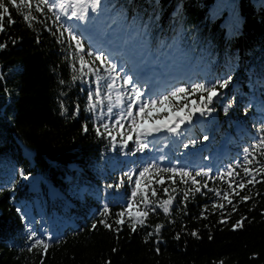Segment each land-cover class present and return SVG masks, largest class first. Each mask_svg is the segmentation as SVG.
I'll use <instances>...</instances> for the list:
<instances>
[{"label":"trees","instance_id":"trees-1","mask_svg":"<svg viewBox=\"0 0 264 264\" xmlns=\"http://www.w3.org/2000/svg\"><path fill=\"white\" fill-rule=\"evenodd\" d=\"M5 3L8 15L4 17L5 31L0 33V43L6 44L0 50V264H40L41 259L44 264H264V182L240 191L241 196L250 195L246 202L233 197L238 207L232 211L226 201L223 210L212 209L217 198L207 189H202L205 195L191 194L181 204L183 190L195 187L191 181L182 184L180 177H175L173 184L168 178L170 173H153L155 179L164 181L157 184L152 180L157 197L167 199L165 187L169 188L168 194L176 196L171 214L165 217L159 209L158 215L150 213L149 227H138L136 232L128 227L127 216L124 225L114 224L116 214L128 203L135 176L147 164H159L150 158L142 160L141 153L135 151V135L127 141V147L121 146L115 130V142L96 135V117H103L109 124L115 119L107 115L109 103H114L113 93L111 101L97 105L95 114L86 111L88 93L97 88L96 78L85 75L72 80L79 73L73 72V62L66 59L67 33L65 43H57L59 33L53 14L41 15L33 9V15L44 23L34 21L29 28L22 15L7 0ZM100 7L111 19V27L121 25L153 56L205 71L206 82L232 76L226 88H217L225 102L232 104L227 114L215 100L208 105L215 109L212 127L206 131L208 139H204L203 126L194 125L182 142L193 135L204 144L200 159L212 155L218 147L225 149L218 170L211 171L210 176L239 160L244 147L256 138L257 129L264 126V108L261 112L255 107L257 102L264 106V0H102ZM24 11L27 9L22 8ZM9 15L15 21L11 25L7 22ZM76 31L85 48L91 46L103 52L81 29ZM195 83L204 82L198 78ZM192 86L176 81L165 91ZM160 94L163 93L158 91ZM200 95L190 93L178 102L179 106L188 103L194 107L189 102L199 104ZM61 104L66 109L63 115ZM117 111L114 107L113 112ZM100 122L95 119L97 126ZM122 148L128 150V162L122 158ZM129 172L133 173V183L125 176ZM33 177H39L36 187L29 180ZM121 178L123 183L115 187ZM196 179L207 181L212 188L227 189L220 180ZM173 187L177 193L171 191ZM33 198L39 200V209L51 222L54 235L43 256L36 249L28 251L32 243L28 240L30 230L42 238L34 212H22L21 202L30 204ZM105 205L110 209L107 217L100 215ZM177 205L182 211L177 210ZM206 206L205 219L201 212ZM242 217L246 218L242 227L233 230ZM101 219L118 227L119 232L99 224ZM222 219L226 222L221 223ZM94 222L97 227L92 229ZM156 224L163 225L159 235L148 238L146 243L147 233ZM192 231H197L199 238L192 237Z\"/></svg>","mask_w":264,"mask_h":264},{"label":"snow or ice","instance_id":"snow-or-ice-1","mask_svg":"<svg viewBox=\"0 0 264 264\" xmlns=\"http://www.w3.org/2000/svg\"><path fill=\"white\" fill-rule=\"evenodd\" d=\"M102 0H7V4L11 5L16 9L18 13L22 15L23 21L26 23L27 27L32 28L33 22L44 23V21L38 20L37 16L33 15V9L35 13L41 15H47L51 13L54 16L53 23L57 25L56 32L59 33L57 37V43H65L64 34L67 33V55L66 59L72 61L71 68L74 73H79V76L73 75L72 80L75 81L85 75H91L96 78L97 88L93 92L92 90L88 93V105L86 111L93 112L95 114L97 105L102 104L104 100L111 101V95L113 92L116 93L115 104L109 103L107 107V115L111 118L115 116V119L109 124L103 117H96L101 122L97 126L95 119L93 122V127L98 137L111 138L112 142L116 141V135L113 134L114 130L120 135L121 146L127 147V141L133 139L135 135V151H143L148 145L146 140L153 133H159L161 131H167L171 135L178 136L181 134V125L186 122H191L192 116L195 113H199L200 116H204L206 113L214 111V108H209L208 105L214 103V97H218L217 88H226L232 81V76L228 75L224 79H218L215 82H205V83H195L191 88L187 87H176L172 90L166 92V94L156 95L155 97L149 96L148 92L145 91L144 87L140 84V77L138 75L134 76L128 72H125L123 66H118L111 57L106 56L103 52L97 51L91 46L85 48L82 43L81 36L77 33L76 29L80 25L87 24L89 22V10L92 14H98L100 10ZM27 9V11L21 12V9ZM8 15V7L6 6L5 0H0V33L5 31L4 29V17ZM94 19V17H92ZM51 19V17H49ZM75 20L76 24H68L67 21ZM8 24L11 25L15 21L9 15ZM56 35V33H53ZM146 35V30H145ZM13 44L16 43L15 40L12 41ZM6 48L5 43H0V50ZM87 57V58H86ZM99 62L97 64L96 62ZM79 64V68L76 67ZM119 67V71H117ZM86 70V71H85ZM101 81L104 84L101 85ZM120 82L117 84V82ZM64 81H61L63 84ZM147 83V81H145ZM201 93L199 96L200 103L198 104L195 100L190 101L194 107L189 108L188 103L179 106V101L186 99L190 93ZM206 93V96L204 95ZM63 95V93H61ZM125 100L127 103H125ZM176 101L177 103H173ZM114 107H119L121 110L118 113L113 112ZM232 107L231 102L225 106V114ZM171 108L174 114L184 112L183 116L170 115L164 117L167 123H157L159 120L160 109ZM187 109V111H185ZM61 114L63 115L66 109L64 105L61 104ZM79 108L77 107V111ZM156 112L157 115L154 116L153 113ZM75 115V113L73 114ZM124 120H128L127 131L125 132ZM151 121V124L149 122ZM104 129V132H101ZM83 131L87 132V126L83 127ZM106 134V135H105ZM207 140L208 137L204 136ZM184 147H188L187 144ZM134 154V153H130ZM205 159H207L205 157ZM239 170V171H237ZM211 169L200 168L199 170H191L189 167H177L176 165H171L168 167H160L156 164H147L143 169L139 171V174L135 176L134 186L131 189L130 196L128 197L127 205L117 213V218L114 224L117 226L124 225L126 223L125 217L127 216V224L132 232H136L137 228L149 227L147 224L148 217L150 213L159 214L157 210L159 209L165 217L171 214L173 208V203L176 196L170 195L169 188H163V192L167 195V199H160L157 197V190L152 187V180L155 183L162 184L163 179H155L153 173H170L171 176L168 178L172 180L173 184L176 183L175 177H180V183L188 184L189 180L191 185L195 187H187L183 190L182 199L180 203L183 204L189 199V196L194 193L202 192V189H207L208 192L214 194L217 198L211 204L212 209L225 208L224 201L228 205H231L232 211H236L238 204L233 203V197H239L241 202L248 201L251 197L250 195H240V191L252 185L264 182V126L257 129V136L253 143L247 147H244L243 154L239 160L228 165V167L223 171H218L215 176H210ZM241 172L243 175L241 176ZM23 176V173L21 172ZM128 181L133 183V173H125ZM152 176L150 180L149 177ZM196 177H209L213 180H220L222 183L227 184V189H222L221 187H209L207 181L201 182L197 180ZM259 177V179H258ZM26 178V177H25ZM123 183V178L121 182L116 184L115 187L119 188ZM199 185V186H196ZM107 187L112 188L113 185H108ZM149 191L151 197H149ZM173 193H177V188L173 187L171 189ZM251 192V189H248ZM155 198V199H153ZM178 211H182L179 205L176 206ZM19 211V210H18ZM207 211V206L204 211L201 212V217L207 218L204 213ZM110 209L107 205L104 206L100 215L107 217L109 215ZM187 215L186 212H184ZM223 216V211L221 212ZM228 215H231L229 213ZM246 219L242 217L233 225V230L242 227V221ZM221 223L226 222L225 219L220 221ZM99 224L103 225L106 229L111 231L119 232V228H113L112 224L107 223L106 219H101L98 221ZM168 223H173L169 220ZM97 227V223L92 224V229ZM163 225L156 224L152 231L147 233L145 242L147 243L148 238L156 235L158 236ZM191 236L199 238L197 231H192ZM179 235L176 239H179ZM211 239V236H209ZM28 240L32 241L29 252L36 249L40 252L41 256L46 254L51 247L52 238L45 237L39 238L34 230H30V235ZM59 243V241H57ZM115 251V249H113ZM157 254H159L160 249L156 248ZM40 264H44L43 259H41ZM105 264H110V261H106ZM220 264H223L221 261Z\"/></svg>","mask_w":264,"mask_h":264},{"label":"rangeland","instance_id":"rangeland-1","mask_svg":"<svg viewBox=\"0 0 264 264\" xmlns=\"http://www.w3.org/2000/svg\"><path fill=\"white\" fill-rule=\"evenodd\" d=\"M89 22L84 25H80L79 29L84 35L91 38L95 46H98L107 56L111 57L118 66H123L125 72L138 75L140 77V84L148 92L149 96L155 97L157 92L165 93L167 86H174V83L184 82L185 85L192 84L199 78L203 82H206L205 71H195L193 67L185 68L181 67L173 59H159L148 52L145 45L137 38L133 37L130 32H126L119 24L111 27V19L101 9L98 14H92L89 10ZM94 17V19L92 18ZM68 24H76L75 20L67 21ZM119 70V67H118ZM147 81V83H145ZM154 84V85H153ZM153 86H155L153 88ZM223 95L219 94L218 97H214V101H220L223 110L228 102H225ZM113 104L116 101V93L113 92ZM258 101V100H256ZM112 103V101H111ZM256 110L263 112L264 106L257 102ZM189 108H192L189 106ZM118 111L121 110L117 107ZM162 118L157 120V123H167L164 117L170 115L183 116L184 114H174L172 110L160 109ZM215 119L214 112L206 113L204 116H200L197 112L192 116L191 122H186L181 125V134L178 136L171 135L167 131H161L159 133H153L146 140L147 147L143 151H139L142 155V160L150 158L152 161L159 165L177 167H191L196 166L199 168H210L211 171L218 170L219 158L225 153V149L218 147L212 155L206 156L207 159H200L199 155L204 147L200 141L196 140L193 135L187 140L182 142L184 135L192 132L194 125L203 126V136H209V128L212 127V122ZM123 123H129L128 120H124ZM151 124V121L149 122ZM182 142V143H181ZM187 144L188 147H184ZM123 160L129 161L127 156L128 150L122 148ZM27 156H30L28 151H25ZM38 178H35L36 181Z\"/></svg>","mask_w":264,"mask_h":264},{"label":"bare ground","instance_id":"bare-ground-1","mask_svg":"<svg viewBox=\"0 0 264 264\" xmlns=\"http://www.w3.org/2000/svg\"><path fill=\"white\" fill-rule=\"evenodd\" d=\"M54 193H57V191L54 190ZM21 205H22L23 213H27L31 209H34L36 212H38L39 200L37 198H34L30 204H24L23 202H21ZM38 219L40 223V227H39L40 234L43 235L44 237H49V236L51 237L50 224L47 223L40 214H38Z\"/></svg>","mask_w":264,"mask_h":264}]
</instances>
